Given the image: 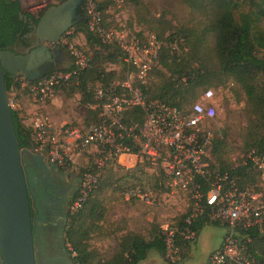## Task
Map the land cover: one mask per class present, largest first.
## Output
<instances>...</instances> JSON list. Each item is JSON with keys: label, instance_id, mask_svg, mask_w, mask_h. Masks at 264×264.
Returning a JSON list of instances; mask_svg holds the SVG:
<instances>
[{"label": "trees", "instance_id": "1", "mask_svg": "<svg viewBox=\"0 0 264 264\" xmlns=\"http://www.w3.org/2000/svg\"><path fill=\"white\" fill-rule=\"evenodd\" d=\"M179 1L196 15L192 23L175 24L164 14L155 16L147 9L143 0H131L136 11L137 23L146 28L137 31L134 35H142L150 31L158 39L167 41L170 45L163 49L158 61L163 83L159 87L144 88L147 101H159L172 107L185 109L195 103L194 100L200 90L204 93L210 88L226 87L232 83L235 95L237 97L242 95L245 101L247 127L243 136V152L246 154L255 151L259 155H264V0ZM111 3L109 0L98 3V8L103 11L106 20L108 17L105 12H108ZM58 4H52L49 8ZM47 10L36 17L25 12L20 0H0V50L12 47L19 36H23L27 31L24 30L25 16L31 17L37 24ZM79 15L81 20L70 30H73L72 35L67 33L63 38L68 34L71 40L77 35L84 36L87 49L85 52L90 57V67L74 79L68 87L81 95L82 104L95 106L98 102L92 88L96 85L109 88L116 84V72L107 71L106 65L119 64L120 54L117 48L104 45L99 36L89 31L86 0H83ZM108 25L111 24L108 23ZM174 44L180 46L181 53L173 52ZM186 48L187 51H185ZM63 51L65 52L64 48ZM71 67L72 59L70 67L64 70L68 71ZM54 71L49 72L43 79L49 77ZM125 71L124 66V74ZM5 83L10 94L20 90L22 85L21 78L14 77L8 72H5ZM95 112L88 110L90 118L95 119L94 121H96ZM12 113L21 149H30L32 144L36 148L31 127L26 126L21 117L22 111L14 107ZM144 118L145 113L140 107L127 110L123 117L130 126L139 124V127L142 126ZM228 148L225 136L216 137L210 160L213 169L228 171L237 179L241 188L253 187L257 184L258 178L263 180L262 173L248 166L240 165L231 168L225 162ZM213 160L219 163V167ZM116 165H118L117 162L109 161L106 167ZM57 166L62 171H67L71 163L66 160L65 165ZM87 172L93 171H88L87 168L80 169L79 176ZM103 176L97 187L87 195L81 208L75 212L70 210L68 213L64 241L70 264H140L147 260L152 251L164 258L166 245L162 231L158 229H153L149 238L134 232L122 236L117 243L114 255L108 260H100L97 253L91 249V238L100 229L99 223L102 222L105 214V207L100 198L109 185L103 180ZM159 176L156 188L164 189L165 184L162 180L166 175L160 173ZM255 189L261 188L255 187ZM79 196L80 190L72 204ZM187 214L178 224L181 229L185 228L184 221ZM207 225L222 226L202 218L192 227L197 238ZM197 238L191 242L179 239L182 261ZM248 238H251L250 242ZM238 239L242 245L246 246L244 253L246 260L251 261L252 264H264V234H260L254 228L239 229Z\"/></svg>", "mask_w": 264, "mask_h": 264}, {"label": "built area", "instance_id": "2", "mask_svg": "<svg viewBox=\"0 0 264 264\" xmlns=\"http://www.w3.org/2000/svg\"><path fill=\"white\" fill-rule=\"evenodd\" d=\"M106 0H86L88 29L100 37L102 43L115 47L119 60L126 67L125 78L106 88L93 90L99 113L98 121L84 132L78 129H59L47 115L36 113L31 130L40 155L47 156L48 163L59 166L74 155H81L95 148L102 161L93 171L85 174L80 196L71 211L81 208L87 195L97 187L107 162H120L125 156L143 157L169 178L171 188L189 196L185 228L162 227L169 264H182L179 239L194 241L197 238L193 224L202 218L224 225L227 234L220 249L214 251L207 264H252L244 257L246 246L238 239V230L254 228L264 234V188H241L237 179L228 171L213 169L211 152L216 135L205 124L217 118L216 90H206L190 109H179L166 103L148 102L144 88L154 80L164 42L150 31L142 35L129 34L109 26V20L98 8ZM122 7L124 0H115ZM63 40V39H62ZM72 59L70 70L53 72L49 77L29 81L23 89L32 96L36 105L45 106L61 88L68 87L82 72L90 67V57L75 45L62 41ZM11 99V105H13ZM140 107L145 113L142 126L129 125L123 117L127 110ZM245 166L263 174L264 155L250 152ZM150 203L148 191L136 188L126 195ZM251 238H248V242Z\"/></svg>", "mask_w": 264, "mask_h": 264}, {"label": "rangeland", "instance_id": "3", "mask_svg": "<svg viewBox=\"0 0 264 264\" xmlns=\"http://www.w3.org/2000/svg\"><path fill=\"white\" fill-rule=\"evenodd\" d=\"M49 1L51 4L48 3ZM109 1L112 3L108 8V12H105V15L110 21V26L117 27L129 34H135L137 31L145 28L137 23L136 11L131 0H124L122 7H119L115 0ZM143 1L147 9L155 16L164 14L167 19L172 20L175 24H189L196 19V15L179 0ZM22 2L26 13L35 14L37 11H45L52 4L57 3L56 0H22ZM41 5L44 6L38 7ZM68 33L71 36L73 30ZM68 35L62 41L73 44L80 50L87 51L85 38L77 35L75 39L71 40ZM61 45L65 52L62 62L56 67L55 71L67 69L71 64L67 46L64 43H61ZM172 49L173 52L181 53L180 46L177 44H174ZM185 51H187V48ZM123 67L124 65L121 61H119V64L106 65L107 71L116 72L115 81L117 82H120L125 75ZM159 71H161L160 68L153 73L154 80L149 85L152 88L159 87L163 83V75L161 76ZM162 73L164 74V71ZM26 81V78H21V89L15 90L11 94L14 102L13 105L22 111L21 117L26 126L30 127L36 113L47 115L59 129L71 128L78 129L81 132H84L91 124L98 121V111L92 108V106L82 104L81 95L73 92L70 87L61 88L57 91V95H59L53 98L54 105L50 101L45 106H39L35 104L32 96L23 89ZM232 86V83H229L226 87L213 88L216 90L215 104L218 115L215 121L206 123L205 128L212 130L218 138L226 137L229 148L228 153L225 155V162L231 168H236L246 163V159L252 151L246 154L243 152V136L247 127L245 101L242 95L238 97L235 95L233 91L234 87ZM99 87V85H96L92 89L95 90ZM202 94L203 90H200L194 102L199 100ZM191 105L185 109H190ZM56 110L58 112H54ZM88 110L96 111V121L92 117L90 118ZM53 114L59 118V121L55 119ZM43 157L48 162L47 156L43 154ZM101 159L99 151L95 148L81 155H74L73 158L69 159L71 166L65 173H70L77 178L79 190H81L85 174L79 176L80 169L87 168L88 171H94L102 161ZM214 163L219 167L217 161H214ZM24 165L28 166L30 178L37 174L39 180L42 182L44 174L39 173L38 169L32 165V160L28 155L24 157ZM49 168H51V164H49ZM104 171L103 180L109 185L100 198L105 207V214L104 219L99 223L100 229L93 234L90 241L91 249L97 253V257L100 260L112 258L117 248V243L122 236L134 232L149 238L153 229H158L161 232L162 227H177L181 218L188 212L189 196L184 192L171 188L167 176V178L165 177L162 180L165 188L157 189L156 184L158 177H160V170L146 158L138 157L136 159L133 156H125L121 159V162H118V165L106 167ZM64 175L67 178L68 175ZM41 182L38 181V184H31L32 187L30 189H32L31 198L33 201L37 203L38 207L43 208L44 201L47 200L44 187L48 185L45 181ZM137 187L142 189L143 192L148 191L151 197L150 203L146 200L137 198L128 199L126 197L129 191ZM255 187L264 188V181L258 178L257 184L250 189H255ZM38 231H41V229L38 228L36 234ZM53 231L58 232V230ZM226 234L227 228L224 225L205 226L197 238L198 240L193 242L192 249L188 251L186 258L181 263L207 264L209 256L222 247ZM61 237L55 246L59 248V254L62 255L61 264H69L64 233ZM54 241L55 239L49 230L41 231L40 239L38 238V242H36L37 253L42 254L47 252L49 255L55 254L53 249ZM148 259H150V261L148 260L150 264H168L166 257H160L155 251L150 253Z\"/></svg>", "mask_w": 264, "mask_h": 264}, {"label": "water", "instance_id": "4", "mask_svg": "<svg viewBox=\"0 0 264 264\" xmlns=\"http://www.w3.org/2000/svg\"><path fill=\"white\" fill-rule=\"evenodd\" d=\"M61 1L49 8L37 24L31 19L36 40L29 55L0 50V254L4 264H37L33 203L24 157L28 155L32 165L44 174L46 184L51 175L49 163L34 144L30 149L20 147L5 72L29 81L39 80L31 74L38 75L52 59L48 45H58L81 20L78 10L83 0Z\"/></svg>", "mask_w": 264, "mask_h": 264}, {"label": "flooded vegetation", "instance_id": "5", "mask_svg": "<svg viewBox=\"0 0 264 264\" xmlns=\"http://www.w3.org/2000/svg\"><path fill=\"white\" fill-rule=\"evenodd\" d=\"M56 2L59 3L58 5L62 3L61 0H56ZM48 3L51 4L50 1ZM42 6L44 5L38 7H42ZM79 10H78V14H79ZM41 12L42 10L37 11L36 14L35 13H28V14L37 17L41 14ZM31 19L32 18L29 16H25L23 18V21L25 23L24 30L27 31L23 34V36H19V39L12 47L7 48L6 50H9L17 55L22 54L25 56L29 55L33 51L31 46L32 43L35 42L36 36L33 30ZM48 47L49 50L52 52L53 55L52 59H50L45 63L41 72L38 75L31 74L34 78L39 80L43 79L44 76H46L49 72L55 70L56 67L62 62L64 56L63 47L60 43L58 45H48ZM24 166L26 169L29 191L31 193L32 190L30 189V187H32L31 184H38L37 182L38 181L41 182V181L39 180L37 174L33 175V177L30 178L28 173V166L26 165ZM50 170H51V175L48 180V184H47L48 186L44 187V192L47 194V200L44 201L45 203L43 204L44 207L43 208L38 207L37 203L34 202L32 198H31V203H33L32 216L34 219V228L36 230L40 228L41 231L49 230L51 232L52 237L55 239V241L53 242V249L55 254L49 255L47 254V252L42 254L37 253L36 245H35L37 264H61L62 255L59 254L60 250L55 246L56 240L59 239L61 235H63L64 233L65 225L68 218V213L72 209L75 203L74 202L72 204V201L75 195L77 194V192L79 191V181L74 175L70 173L69 174L65 173V171H62V169L55 164H51ZM39 173L41 172L39 171ZM64 174L68 175L67 178H65ZM44 181H45V177H43L42 179V182ZM53 230H58V232ZM41 231H38L37 234L35 235L36 242H38V238L40 239ZM0 264H4L1 258V254H0Z\"/></svg>", "mask_w": 264, "mask_h": 264}, {"label": "crops", "instance_id": "6", "mask_svg": "<svg viewBox=\"0 0 264 264\" xmlns=\"http://www.w3.org/2000/svg\"><path fill=\"white\" fill-rule=\"evenodd\" d=\"M21 3L23 4V2H22V0H21ZM23 6V5H22ZM80 36H82L83 38H84V36L83 35H80ZM71 65V64H70ZM59 95V94H58ZM58 95L56 94V97H58ZM52 102H53V100H52ZM52 105H54V102L52 103ZM21 106V105H20ZM55 108V107H54ZM54 112H58V110H56V111H54ZM54 116H55V119L56 120H58L59 121V118L55 115V114H53ZM136 158V157H135ZM123 159V158H122ZM137 159V158H136ZM121 162V161H120ZM62 236V235H61ZM62 238V237H61ZM61 238H59V239H57L56 240V244H57V241L58 240H60ZM198 240V239H197ZM65 242V241H64ZM193 246V245H192ZM59 249V248H58ZM192 249V248H191ZM150 256V255H149ZM149 261H150V259H148ZM148 260H146V261H144V262H142L143 264H150V262H148ZM69 264H70V262H69Z\"/></svg>", "mask_w": 264, "mask_h": 264}]
</instances>
